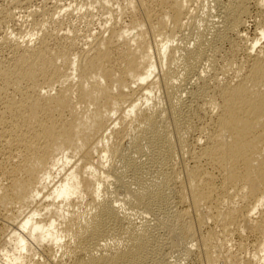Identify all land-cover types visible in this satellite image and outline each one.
Instances as JSON below:
<instances>
[{
	"label": "bare ground",
	"instance_id": "obj_1",
	"mask_svg": "<svg viewBox=\"0 0 264 264\" xmlns=\"http://www.w3.org/2000/svg\"><path fill=\"white\" fill-rule=\"evenodd\" d=\"M38 1L0 6V264H264V0L252 37L249 0Z\"/></svg>",
	"mask_w": 264,
	"mask_h": 264
},
{
	"label": "rangeland",
	"instance_id": "obj_2",
	"mask_svg": "<svg viewBox=\"0 0 264 264\" xmlns=\"http://www.w3.org/2000/svg\"><path fill=\"white\" fill-rule=\"evenodd\" d=\"M9 1H10V0H8V1H7V0H0V6L5 7V6H3V4H5V5H6V4H9ZM253 1H254V2H253ZM4 2H5V3H4ZM39 2H40V1L36 0V2H35L36 5H35V3H34L33 5L37 7V6L40 5ZM68 2L71 4V0H69V1L66 0L64 3H65L66 5H69ZM247 2H248V0H247ZM64 3H63V4H64ZM38 4H39V5H38ZM65 4H64V5H65ZM208 5H209V4H208ZM8 6H9V5L6 6L7 9H12V8H11L12 6L9 7V8H8ZM212 6H213V5L211 4V5L209 6V8L212 7ZM6 7H5V8H6ZM207 7H208V6H207ZM213 7H214V6H213ZM255 7H256V6H255V0H251V1L249 0V2H248V4H247V8H249V9H248V16H247L248 18H246L247 20L245 19L246 24L243 23L244 26H242L241 29H240V30H241L240 33H243L244 35H248V36H250V37L253 36V33H254L253 30L256 29V26H257V20L259 19V18H258V15H257V8H255ZM82 10H84V8H83ZM216 10H218V9H216ZM216 10L214 11V10L212 9L211 12H213V11L216 12ZM17 11H18V9L16 10V12H17ZM19 12H22V13L19 14ZM24 12H25V10L23 11V9H21L20 11L17 12V19L20 17V20H19V19H18V20L20 21V24H23V25L25 24L24 22H25V20H26V18H25V17H26V14H25ZM24 16H25V17H24ZM21 18H23V19H21ZM23 20H24V21H23ZM95 25H96V23L94 24L93 29H95V28L97 27V26H95ZM24 26H25V25H24ZM191 44H192V43H190V45H191ZM188 87H192V85H190V83H189ZM183 97H184V98H183ZM183 97H182V98L185 99V95H183ZM183 205H184V204H183ZM179 206H180V207H179ZM179 206H178L179 209H181V208H182V209L186 208L185 205H184V206L179 205ZM138 215H140V214H138ZM141 215H143L144 217L147 216L146 218H148V219L150 218V215H147V214L144 215V214H142V213H141ZM143 216H142V217H143ZM134 217L136 218L135 222H138V221L141 220L139 216L137 217V216L134 215ZM142 217H141V218H142ZM205 230H207V228H206V229H204V228L202 229V231H205ZM250 239H251V238H250ZM250 239L247 240L248 243H250V242L252 241V239H251V240H250ZM234 240H235V241H234ZM236 240H238V239H237V238H233V241H232V244H231V245H233V244L236 242ZM233 247H234V246L231 247V248H232V251L235 252V249H234ZM175 256H176V255H175ZM175 256H172L173 258H172V257L169 258L170 261H168V262L171 263V264H176L175 262L178 261L179 257L177 256V257H178V259H177V257H175ZM173 259H174V260H173ZM198 260H199V259L195 257V258H192L191 260H187V261L184 260L186 263H185L184 261H183V262H184L185 264H187L188 261H189L188 264H200V261L198 262ZM191 261H192V262H191ZM197 262H198V263H197Z\"/></svg>",
	"mask_w": 264,
	"mask_h": 264
}]
</instances>
